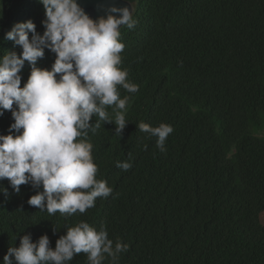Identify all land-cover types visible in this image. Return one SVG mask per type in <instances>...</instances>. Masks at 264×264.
<instances>
[{"label": "trees", "instance_id": "1", "mask_svg": "<svg viewBox=\"0 0 264 264\" xmlns=\"http://www.w3.org/2000/svg\"><path fill=\"white\" fill-rule=\"evenodd\" d=\"M127 1L136 23L120 28L119 67L138 91L118 86L130 97L121 137L103 121L87 137L96 179L112 192L84 213L50 215L28 204L30 184L17 193L0 180V264L20 236L47 234L54 249L81 221L129 245L115 264H264V136L251 131L264 111V0ZM45 18L40 0H0V57L21 52L4 38L13 25L31 20L42 35ZM55 58L45 49L37 66L50 70ZM30 71L25 62L21 87ZM116 111L106 106L113 122ZM140 122L172 126L165 152ZM12 123L4 110L0 135ZM130 156L131 169L116 166ZM68 264H88L87 254Z\"/></svg>", "mask_w": 264, "mask_h": 264}, {"label": "clouds", "instance_id": "2", "mask_svg": "<svg viewBox=\"0 0 264 264\" xmlns=\"http://www.w3.org/2000/svg\"><path fill=\"white\" fill-rule=\"evenodd\" d=\"M40 2L46 17L42 35L28 20L13 25L4 37L21 52L0 57V116L9 110L14 120L9 134L0 135V180L7 179L17 193L21 185L30 184L37 191L28 204L50 215L84 213L98 197L112 192L107 181L96 179L98 168L87 137L100 121L114 123L121 137L128 123L124 111L130 97L120 98L118 86L135 93L138 85L128 82L127 70L119 67L125 47L119 36L121 26L131 29L136 21L129 7H110L106 16L93 20L77 0ZM45 49L56 55L50 70L37 66ZM25 62L31 71L21 87ZM112 105L123 110L116 111L114 122L106 112ZM93 116L99 117L94 124ZM136 126L157 137V148L166 151L165 142L174 131L171 125ZM116 166L131 169V156ZM0 191L7 195V189ZM128 249L119 239L113 246L103 226L96 230L81 221L67 228L54 249L47 234L36 242L31 234L20 236L19 247H9L2 264H68L81 253L87 254L88 264H102L105 254L115 264Z\"/></svg>", "mask_w": 264, "mask_h": 264}, {"label": "water", "instance_id": "3", "mask_svg": "<svg viewBox=\"0 0 264 264\" xmlns=\"http://www.w3.org/2000/svg\"><path fill=\"white\" fill-rule=\"evenodd\" d=\"M77 2L93 20L106 16L108 9L113 6L129 7L133 14V4L127 0H77ZM113 15L120 14L113 13Z\"/></svg>", "mask_w": 264, "mask_h": 264}, {"label": "rangeland", "instance_id": "4", "mask_svg": "<svg viewBox=\"0 0 264 264\" xmlns=\"http://www.w3.org/2000/svg\"><path fill=\"white\" fill-rule=\"evenodd\" d=\"M251 131L255 135L264 136V111H258L257 117L251 123ZM264 223V212L261 214Z\"/></svg>", "mask_w": 264, "mask_h": 264}]
</instances>
